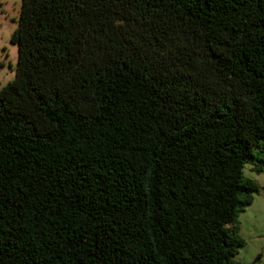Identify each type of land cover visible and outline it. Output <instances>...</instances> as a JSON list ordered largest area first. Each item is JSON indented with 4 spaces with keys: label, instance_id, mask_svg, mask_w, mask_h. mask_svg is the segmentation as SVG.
Listing matches in <instances>:
<instances>
[{
    "label": "trees",
    "instance_id": "1",
    "mask_svg": "<svg viewBox=\"0 0 264 264\" xmlns=\"http://www.w3.org/2000/svg\"><path fill=\"white\" fill-rule=\"evenodd\" d=\"M10 41L0 264H240L264 0H22Z\"/></svg>",
    "mask_w": 264,
    "mask_h": 264
},
{
    "label": "rangeland",
    "instance_id": "2",
    "mask_svg": "<svg viewBox=\"0 0 264 264\" xmlns=\"http://www.w3.org/2000/svg\"><path fill=\"white\" fill-rule=\"evenodd\" d=\"M22 0H0V88L12 81L17 62V46L10 39L17 26ZM259 193L238 217L239 235L245 245L235 256L240 264H264V171L245 169Z\"/></svg>",
    "mask_w": 264,
    "mask_h": 264
}]
</instances>
